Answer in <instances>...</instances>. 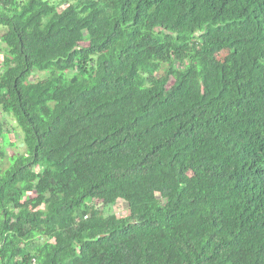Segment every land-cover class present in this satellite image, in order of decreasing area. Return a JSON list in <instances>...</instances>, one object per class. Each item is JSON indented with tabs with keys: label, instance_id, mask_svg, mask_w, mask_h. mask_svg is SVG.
I'll return each mask as SVG.
<instances>
[{
	"label": "trees",
	"instance_id": "16d2710c",
	"mask_svg": "<svg viewBox=\"0 0 264 264\" xmlns=\"http://www.w3.org/2000/svg\"><path fill=\"white\" fill-rule=\"evenodd\" d=\"M0 26V264H264V0H0Z\"/></svg>",
	"mask_w": 264,
	"mask_h": 264
},
{
	"label": "rangeland",
	"instance_id": "374dc122",
	"mask_svg": "<svg viewBox=\"0 0 264 264\" xmlns=\"http://www.w3.org/2000/svg\"><path fill=\"white\" fill-rule=\"evenodd\" d=\"M50 2H57L59 0H49ZM66 7V5H63L61 7V9H64ZM60 9V10H61ZM5 31V29L3 27L0 26V36L2 35V33ZM5 54V47H4V44L1 42L0 40V55H4ZM227 53H222V52H219L218 53V58L219 59H224L225 56H226ZM178 66V65H177ZM0 67H1V64H0ZM47 78L46 74H43V73H37V74H33V76L30 78V80L32 81L33 83V86H34V89L35 90H40L41 89V84L45 81V79ZM1 121L4 122V127H6V140L10 141L12 140L13 142L12 143H15L16 146H19V144H21L22 142V138H23V135H22V132L20 130V128L17 126V124L12 120L11 116H8V115H5V114H0V123ZM6 125V126H5ZM8 128V130H7ZM11 129V130H9ZM10 138V140L8 139ZM21 149V150H20ZM20 152H22V148H20ZM18 150V151H19ZM15 149H9L8 153H12L14 152ZM11 164V161L9 162L8 160V166ZM3 170V169H1ZM29 196H34L33 193H31ZM97 206L99 208H102L101 207V204L100 203H97ZM110 213L111 214H115L116 216L118 217H121V216H129V210H128V207H127V204L122 201V200H119L115 206H113L110 210Z\"/></svg>",
	"mask_w": 264,
	"mask_h": 264
},
{
	"label": "crops",
	"instance_id": "0c3cea01",
	"mask_svg": "<svg viewBox=\"0 0 264 264\" xmlns=\"http://www.w3.org/2000/svg\"><path fill=\"white\" fill-rule=\"evenodd\" d=\"M1 122H3V121H1ZM6 127H4V132H6ZM7 130H8V128H7ZM9 130H11V129H9ZM8 139L10 140V138H8ZM9 142L12 143L13 141L10 140ZM22 147H23L22 144H19V146L12 147V146H10V144L9 145L8 144L3 145L2 142H0V169H3V170L7 169L9 157L14 155V153L18 152L19 148H22ZM9 149L10 150L15 149V151L10 154V153H8ZM19 152H20V150H19ZM2 153L4 154L3 156H2Z\"/></svg>",
	"mask_w": 264,
	"mask_h": 264
}]
</instances>
